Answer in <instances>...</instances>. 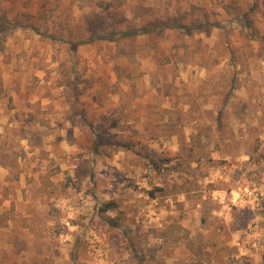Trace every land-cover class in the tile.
Returning a JSON list of instances; mask_svg holds the SVG:
<instances>
[{
    "label": "rangeland",
    "instance_id": "rangeland-1",
    "mask_svg": "<svg viewBox=\"0 0 264 264\" xmlns=\"http://www.w3.org/2000/svg\"><path fill=\"white\" fill-rule=\"evenodd\" d=\"M0 264H264V0H0Z\"/></svg>",
    "mask_w": 264,
    "mask_h": 264
},
{
    "label": "trees",
    "instance_id": "trees-1",
    "mask_svg": "<svg viewBox=\"0 0 264 264\" xmlns=\"http://www.w3.org/2000/svg\"><path fill=\"white\" fill-rule=\"evenodd\" d=\"M160 26H154L152 25H146L141 28H129L126 30H121V31H114L110 34L108 33H92L90 37H87L86 39H83L79 41L78 43H72L71 45L73 46L74 49H76L77 46L79 45H86V44H93L97 41H109V42H117L118 40L122 39H133L138 36H147L150 40L156 41L157 38L162 37L165 34V31L170 29L169 27H166V25L162 22H158ZM187 34H190L189 32ZM154 43V42H153ZM157 61L160 63V65H167L170 63V58L168 56H158L156 57ZM152 196H155L153 192H150ZM117 204L114 201L107 202L104 204L101 208L100 211L101 213H107L110 210L116 208ZM110 221H113L114 225H117L118 223L115 222L114 220L110 219Z\"/></svg>",
    "mask_w": 264,
    "mask_h": 264
}]
</instances>
